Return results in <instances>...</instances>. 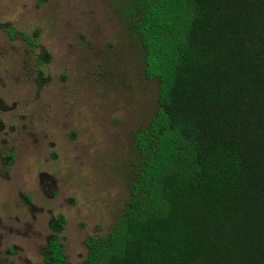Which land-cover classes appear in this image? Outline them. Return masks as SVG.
<instances>
[{
  "label": "trees",
  "instance_id": "obj_1",
  "mask_svg": "<svg viewBox=\"0 0 264 264\" xmlns=\"http://www.w3.org/2000/svg\"><path fill=\"white\" fill-rule=\"evenodd\" d=\"M123 17L157 107L126 207L74 264H264V0H128ZM18 35L38 49V29ZM63 224L48 264H67Z\"/></svg>",
  "mask_w": 264,
  "mask_h": 264
},
{
  "label": "rangeland",
  "instance_id": "obj_2",
  "mask_svg": "<svg viewBox=\"0 0 264 264\" xmlns=\"http://www.w3.org/2000/svg\"><path fill=\"white\" fill-rule=\"evenodd\" d=\"M127 2L0 0V264H48L59 216L65 261L77 263L84 238L105 236L129 201L157 81ZM35 29L33 51L18 33Z\"/></svg>",
  "mask_w": 264,
  "mask_h": 264
}]
</instances>
